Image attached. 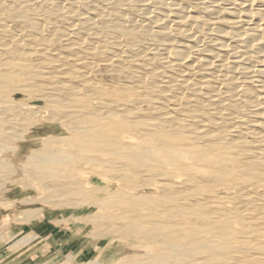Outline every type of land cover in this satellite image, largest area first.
Instances as JSON below:
<instances>
[{
    "label": "bare ground",
    "instance_id": "1",
    "mask_svg": "<svg viewBox=\"0 0 264 264\" xmlns=\"http://www.w3.org/2000/svg\"><path fill=\"white\" fill-rule=\"evenodd\" d=\"M255 2L209 0L190 19L158 0L165 13L126 26L118 0H0V142L39 120L38 99L58 106L44 119L71 136L43 140L24 177L52 207L110 199L126 222L107 220L101 233L145 243L120 264H264V247L239 245L264 246V234L245 230H264V82L252 78L255 66L264 76V10ZM187 20L215 38L197 49L173 43ZM30 93L34 103L16 101ZM14 174L23 175L0 160V178ZM89 174L116 177L119 193L90 199L79 177Z\"/></svg>",
    "mask_w": 264,
    "mask_h": 264
},
{
    "label": "rangeland",
    "instance_id": "2",
    "mask_svg": "<svg viewBox=\"0 0 264 264\" xmlns=\"http://www.w3.org/2000/svg\"><path fill=\"white\" fill-rule=\"evenodd\" d=\"M157 1L143 0L141 2L133 0L124 2L118 0V8L126 15V26H132V21L134 20L141 26L146 24L147 17L141 13H161L162 11L165 13L166 11L162 9ZM163 1L172 5L173 8L182 9V15L192 19L205 15V8L209 0ZM254 8H257L255 9L257 11L264 10V2L262 0H256ZM191 21H182L180 28L183 33L175 36L173 43L191 45L194 49L203 48L211 39L213 40L215 38V35L208 30L209 26L204 27L202 31L191 30L189 27L192 23ZM212 27L217 29L218 25L216 24ZM148 43L152 45L154 42L150 39ZM254 66L252 67L251 65L252 68ZM255 67L253 70L251 69L252 72L255 71L253 72V80L264 82V76L259 71L260 68ZM194 74L193 78L195 80L204 77L203 71L194 72ZM32 97L38 98L37 96H32L30 93L17 97L16 101L29 105L35 102V100L31 99ZM35 103H37L38 107H45L46 110H58L57 105L47 100L38 99ZM28 105L26 108H29ZM46 110L41 109L38 111L39 120L26 123L28 127L20 136L19 140L11 139L8 142H0V146L4 149L0 153V160L7 165L13 166L16 170L20 169L21 174H23H14V176L5 175L0 178V255L1 257H6L4 260L0 258L2 259L0 260V264L2 261L9 264H12L13 261L15 264H120L125 258L143 254L140 246L144 245V242L135 239H125L122 236L112 235L107 232L101 233L98 229V225L107 220H114L119 223L126 222L124 218L120 219L122 216L121 210H112V208L108 207L111 204L110 199L103 200L104 205L102 207L98 205L90 206V201L85 203L86 205L52 207L41 201L42 193L34 188L33 184L24 177V161L35 150H40L44 147L43 140L50 137L69 138L71 136L66 132V125L62 122L46 121L44 119L46 117ZM226 150L230 151L228 148ZM235 153L237 154L236 159L239 162L243 163L246 161L247 158L238 155V152ZM79 177L82 181L84 180V183L89 181L87 186L90 199L92 198V200L104 199L106 196L105 192H108V190L110 196L119 193L121 189V183L119 184V181L115 179L116 177L107 179L99 174H89ZM206 187L210 190L214 189L216 185L207 184ZM123 191L131 193L124 187ZM221 192L213 193V196L226 203L237 202L236 200L238 198L236 195ZM209 194L211 195V193ZM23 215L29 216V219L27 221L22 220L24 218ZM233 227L236 230H244L243 226L239 224H235ZM245 230L246 232H253L258 236L264 234V230L262 229ZM61 233H65V239L72 241V244L68 248L65 247L63 251L55 252L56 247L52 244L39 245L34 243V240H37L38 237L46 239ZM241 243L239 245L244 248L250 247L251 250L264 247L260 242L258 244L257 242L250 243V241ZM28 248L32 249L31 252L34 253L32 259L29 258V260V255L27 256L25 254ZM37 252H40L39 256Z\"/></svg>",
    "mask_w": 264,
    "mask_h": 264
},
{
    "label": "crops",
    "instance_id": "3",
    "mask_svg": "<svg viewBox=\"0 0 264 264\" xmlns=\"http://www.w3.org/2000/svg\"><path fill=\"white\" fill-rule=\"evenodd\" d=\"M65 237H66L65 233H61L59 235H53L51 238H46V239L38 237L37 240H34L35 241L34 243L39 244V245H41V244H52L56 247L55 252L56 251H63L65 247L68 248V246H70V244H72V241L65 239ZM31 251H32V249L28 248L27 252L25 253L27 256L29 255L28 260H29V258L32 259V255L34 254ZM0 254H1V252H0ZM37 254L39 256L40 252H37ZM0 258H3V260H4V258H6V257H4V256L1 257V255H0ZM0 260H2V259H0ZM1 264H9V263H6V262L4 263L2 261ZM12 264H15L14 261L12 262Z\"/></svg>",
    "mask_w": 264,
    "mask_h": 264
}]
</instances>
